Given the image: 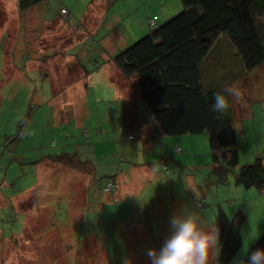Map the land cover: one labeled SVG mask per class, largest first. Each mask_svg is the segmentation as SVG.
Returning <instances> with one entry per match:
<instances>
[{"label":"rangeland","instance_id":"1","mask_svg":"<svg viewBox=\"0 0 264 264\" xmlns=\"http://www.w3.org/2000/svg\"><path fill=\"white\" fill-rule=\"evenodd\" d=\"M178 2L45 0L20 11L17 0H0V264L135 263L138 255L125 253V199L142 192L152 202L179 195L181 188L189 201L202 202L213 223L216 204L232 208V213L227 211L230 216L239 210L245 214L243 245L233 258L244 263L264 233V191L237 187L234 169L225 184L218 182L209 166L206 133L161 136L159 142L168 147L158 154L168 157L159 175L168 178L138 175L143 168L156 172L149 168L156 160L147 164L148 154L142 149L152 122L142 100L125 88V77L112 58L146 35L149 21L161 24L178 14ZM224 35H219L220 41H226ZM51 49L60 56L56 62L71 74L67 79L61 74L65 89L59 93L52 92L46 71L36 67L44 66ZM5 58L16 66L4 74ZM27 60L36 68H25ZM234 65L233 81L224 82L218 75L216 80L225 87L238 83L242 91L240 102L229 98L227 112L233 116L240 162L245 164L253 149L264 156V62L253 69L245 63ZM79 71L87 79L76 88L81 94H70L67 87ZM19 74L22 79L14 77ZM68 98L76 105L68 107ZM61 147L73 162L92 167L91 179L58 163ZM173 169L179 183L171 180ZM182 170L189 176L188 185L181 179ZM172 183L178 187L173 191ZM125 187L130 188L126 196ZM72 200H81V205H67ZM119 205L123 207L117 209ZM73 215L80 221H73Z\"/></svg>","mask_w":264,"mask_h":264},{"label":"trees","instance_id":"2","mask_svg":"<svg viewBox=\"0 0 264 264\" xmlns=\"http://www.w3.org/2000/svg\"><path fill=\"white\" fill-rule=\"evenodd\" d=\"M44 1L17 0V7L25 11ZM178 1V9L181 7L178 14L161 24L151 20L152 25L149 21L147 34L120 50L112 61L132 83V95L145 105L156 136L206 133L209 166L211 172L218 175L219 182L226 183L228 172L234 169L235 185L261 193L264 191V156L260 154L247 164H239L233 116L229 112L210 111L214 94L223 92L225 86L206 89L202 84V63L213 41L223 33L247 69L264 62V0ZM221 78L225 82L226 77ZM58 155L59 162L50 161L82 172L91 179V166L73 162L72 155L66 152ZM163 167L166 169L165 165ZM112 182L110 179L107 185ZM216 205L215 223L221 230L222 245L219 264H231L243 245L241 230L246 216L239 210L229 218L223 208ZM257 248H264V233L248 253Z\"/></svg>","mask_w":264,"mask_h":264},{"label":"crops","instance_id":"3","mask_svg":"<svg viewBox=\"0 0 264 264\" xmlns=\"http://www.w3.org/2000/svg\"><path fill=\"white\" fill-rule=\"evenodd\" d=\"M224 38L226 41H220L219 38L217 39L219 41H213L212 48L210 49V51L208 52V54L206 55L202 63V71H203L202 72V84L206 89L222 87V82L219 83V81L216 80L217 77L220 79L222 75H224L226 79L233 81L234 74H235L233 63H235V65L238 62L245 63L242 57L236 52L235 48L232 45V42L226 37V35H224ZM51 51H53L52 55L46 56V59L44 58L45 60V63L43 64L44 66H36L37 64L28 65L27 64L28 60H27L24 63L25 64L24 67L27 69H35L36 67H39L38 71L40 72L46 71V74L44 75L46 77H49L50 79L51 86L50 85L49 86L52 87V92L59 93L65 89L61 87V74L66 73L64 74L66 79L70 78L71 74L70 75L67 74V71L64 70L65 68L64 64H60L59 62H56L58 61V57H60L58 53L54 56L55 50L54 49L48 50V52H51ZM41 54L42 53L40 52V55ZM82 56H83L82 53L79 52L77 56L78 60H80ZM8 60L10 59H6V58L4 59L1 73H4V74L8 73L7 71L9 70L7 69H10L11 65L12 67L16 66L14 64V60L13 61L10 60V62H7ZM54 63H57V65H55ZM35 73H37V71ZM216 75L218 76L216 77ZM14 77L21 78V75L20 74L15 75ZM86 79L87 77L82 72L79 71L78 74L76 75L75 82L67 87V91L70 94H74V93L81 94V92L77 90L76 88L81 86L80 81H85ZM74 84H75V92L73 89ZM125 88L128 89L130 93L131 92L133 93V90H132L133 85L126 78H125ZM67 101L69 102L67 103L68 107L72 105H76L75 100L68 98ZM150 126L151 128L147 130V137L143 138L144 140L142 142L144 143V145L142 149L144 150V152L148 154L147 164H151L155 162L156 160L155 162L157 163L156 166L153 165L149 167L150 169H155L156 172L152 171L151 173H148L147 170L143 168V172L142 171L138 172V175H141L143 179H144V175L148 179H153V178H156V179L166 178L167 179L168 177L159 175L160 172H162V175L164 172L161 165H165V166L167 165L165 160L167 159L168 156L164 155L165 148L168 147V146L164 147L165 146L164 144L167 142H164L163 140H162V143L159 142L160 137L156 136L153 124H151ZM242 134L243 133L241 132V135ZM129 137L131 136L127 137L128 140H132V138H129ZM243 139H245L244 136H243ZM52 141L55 142L56 138H53ZM145 144H148V147H146ZM153 144H156V145H153ZM162 147H163L164 154H162L161 151L158 154V150L161 149ZM243 147L244 146H242V148ZM50 148H53V146L51 145ZM253 150L254 152L253 154L251 153L252 156H250L249 158L250 160L252 158H255L257 155L261 154L259 150H256V149H253ZM61 152L62 153L65 152L64 148L62 147L57 153H61ZM238 155H239V164L243 165V163L240 162V151L239 150H238ZM250 160L244 163L247 164L250 162ZM78 173L83 175L82 172H78ZM170 174H172L171 176L173 177L171 178L172 182L174 181L176 183H179L176 180H174L176 179V177H179V175L174 172V169L170 170ZM181 179L186 180L185 184L188 185L187 181L189 179V176L186 173H184V170L181 171ZM134 183H136L135 180H134ZM222 184H225V183H222ZM162 185H165V182H162ZM173 186L175 189L178 188L177 184L172 183V187L170 185L172 191L174 190ZM162 189L163 187H161V190ZM181 190L184 192L179 191L180 193L179 195L174 194L170 198L159 197L153 200L152 202H147L146 199L142 197V195H145L142 192H140V194L138 193L135 194V197H133L132 199H125V253H128L130 255L131 254L138 255L134 259L135 263H132V264H137V263L151 264V260L148 258L146 253L149 249L155 248L159 250L161 248L165 240L170 235V232H171L170 220L173 216L177 214H181L182 212L187 211V210L195 209L199 211L200 214L204 217L206 224L213 223V220L210 218L209 213L205 211L204 205L202 204V202L196 201L198 203L195 204L196 202L189 201L186 198L188 197V195L186 194V191L183 188H181ZM129 192H130V188L125 187V196L128 195ZM184 195L186 197H184ZM71 196L73 198H76L73 195ZM113 197L116 199L117 195L116 196L113 195ZM176 198H178V200ZM81 202H82L81 200L78 202L77 200L76 201L72 200V204L68 203L67 205H75L76 207H79L81 205ZM121 205H124V203H122ZM122 207L123 206L119 205L117 206V209H121ZM170 209H172V211H170ZM223 210L225 211L226 215L230 218L231 216L229 213H227V211L232 213V208L230 210L223 208ZM79 211H82V210L79 209ZM128 211H131V213H127ZM72 220L76 222L79 220V217L78 216L76 217V215H73ZM246 224L247 222L245 223V225ZM126 263H130V260L128 259V261H126L125 264ZM231 264H247V262H244V263L243 262H232Z\"/></svg>","mask_w":264,"mask_h":264},{"label":"clouds","instance_id":"4","mask_svg":"<svg viewBox=\"0 0 264 264\" xmlns=\"http://www.w3.org/2000/svg\"><path fill=\"white\" fill-rule=\"evenodd\" d=\"M229 98L234 102L243 99L238 83L215 93L210 111L226 113L230 106ZM196 195L199 199L197 192ZM170 226V235L161 248L147 251L151 264H219L222 245L221 230L217 223L206 224L200 212L192 209L173 216ZM247 264H264V248L248 253Z\"/></svg>","mask_w":264,"mask_h":264},{"label":"built area","instance_id":"5","mask_svg":"<svg viewBox=\"0 0 264 264\" xmlns=\"http://www.w3.org/2000/svg\"><path fill=\"white\" fill-rule=\"evenodd\" d=\"M64 12L66 13V10L63 9V10H62V13H64ZM151 24L153 25V22H151ZM175 150H176L177 152L180 151L179 148H176Z\"/></svg>","mask_w":264,"mask_h":264}]
</instances>
